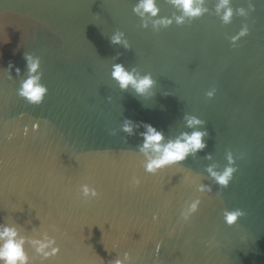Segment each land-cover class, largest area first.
<instances>
[{
  "label": "water",
  "instance_id": "water-1",
  "mask_svg": "<svg viewBox=\"0 0 264 264\" xmlns=\"http://www.w3.org/2000/svg\"><path fill=\"white\" fill-rule=\"evenodd\" d=\"M252 2L254 12L227 25L216 12L219 0H205L202 18L156 30L151 18L141 27L132 11L137 0H0V223L32 239L54 237L61 252L46 264H109L124 252L132 264H264V0ZM248 4L232 0L233 8ZM158 6L160 17L180 15L169 0ZM245 24L250 34L233 47L229 37ZM117 29L130 50L110 42ZM25 52L42 60L49 93L39 105L17 93ZM9 62L24 76L13 68L9 79ZM114 63L151 72L155 95L121 91L111 78ZM185 114L206 121L199 130L209 133L207 147L158 175L146 173L138 148L145 129L130 136L124 120L175 139L196 130ZM229 152L239 171L222 188L208 168L222 172ZM84 183L100 196L85 199ZM201 184L212 192L199 191ZM196 199L199 212L182 221ZM235 208L247 215L228 226L222 211Z\"/></svg>",
  "mask_w": 264,
  "mask_h": 264
},
{
  "label": "clouds",
  "instance_id": "clouds-1",
  "mask_svg": "<svg viewBox=\"0 0 264 264\" xmlns=\"http://www.w3.org/2000/svg\"><path fill=\"white\" fill-rule=\"evenodd\" d=\"M169 2L180 12V15L174 18L160 17V9L158 6V0H137L134 4L132 11L141 18V27L148 28V18H151L152 27L156 30L160 28L167 29L173 25H184L185 23L194 22L202 18L209 12V9L205 6V0H169ZM255 5L252 0H249L248 8H233L232 0H219L216 5V12L220 15V20L223 24H230L234 16H248L250 11H255ZM250 34V28L245 24L240 31L229 37L233 47L238 45V42L245 36ZM110 42L113 45H122L125 49L130 50L131 44L126 38V34L117 29L111 36ZM119 53L117 57H119ZM24 59L26 61V76L19 82L17 93L19 97L25 99L29 104L39 105L44 102L49 93L47 85L43 83L44 73L42 71L41 57L30 53H24ZM15 68L16 75L24 76V72L19 67H15L12 62H9L7 71L8 78L12 79L11 71ZM111 78L115 80L121 91H127L129 88L133 89L137 95L147 96L149 94L155 95L153 91L157 86V80L154 78L151 72L142 73L136 67L129 68L123 63H114L111 67ZM217 89L213 88L206 92V96L212 99L216 96ZM167 95V93H166ZM111 98L109 97V100ZM23 118L24 113L20 114ZM184 119L187 122V126L192 129H196L191 133L184 132L177 136L175 139H169L165 136L164 132L158 130L150 123L136 122L125 119L122 125V131L128 133L130 136L136 134L138 127H143L145 131L140 133L143 139V143L138 145L139 151L144 154L146 162L144 164V171L152 175H158L161 170L168 167L175 166L184 162L190 155L202 151L207 147L206 137L209 133L203 128L206 124L205 120L196 116L185 114ZM48 123V121H45ZM40 128L39 123H34L31 126V130L38 131ZM30 129L25 126L24 134L28 135ZM15 133L9 134V139ZM208 159H211L209 154ZM239 171V167L236 164V158L231 152L228 154V165L222 172H217L215 166H210L208 172L214 178L215 182L222 188H228L235 178V174ZM142 181L139 177H133L131 184L134 187H139ZM80 191L83 193L85 199H94L100 196L99 191L84 183L80 186ZM201 192H212L210 185L201 184L199 187ZM202 200L196 199L190 204H187L186 209L181 211L180 217L184 222H189L192 217L199 212ZM223 220L228 226L237 225L241 218L245 217L247 213L240 208L224 209L222 211ZM157 219L156 216L153 217ZM56 226L53 225V228ZM175 229H173V232ZM212 240L208 241L211 245ZM31 244L40 259H37L29 254L26 245ZM61 248L57 244L54 237H50L47 233L44 234V238L32 239L30 237L21 235V228L16 225H10L8 223H0V264H46L60 254ZM103 264H105L104 260ZM109 264H132V256L129 252H124L123 259H116L110 261Z\"/></svg>",
  "mask_w": 264,
  "mask_h": 264
}]
</instances>
